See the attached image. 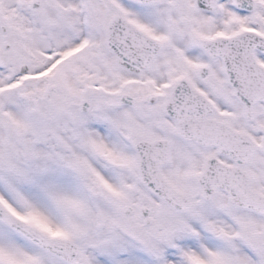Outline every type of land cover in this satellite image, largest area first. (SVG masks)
<instances>
[{
    "label": "snow or ice",
    "instance_id": "6c2138e0",
    "mask_svg": "<svg viewBox=\"0 0 264 264\" xmlns=\"http://www.w3.org/2000/svg\"><path fill=\"white\" fill-rule=\"evenodd\" d=\"M0 264H264V0H0Z\"/></svg>",
    "mask_w": 264,
    "mask_h": 264
}]
</instances>
